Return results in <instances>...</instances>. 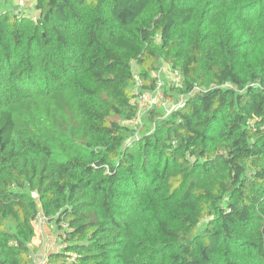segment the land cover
<instances>
[{
    "label": "trees",
    "instance_id": "1",
    "mask_svg": "<svg viewBox=\"0 0 264 264\" xmlns=\"http://www.w3.org/2000/svg\"><path fill=\"white\" fill-rule=\"evenodd\" d=\"M34 3L0 0V264L39 215L47 264H264V0Z\"/></svg>",
    "mask_w": 264,
    "mask_h": 264
},
{
    "label": "built area",
    "instance_id": "2",
    "mask_svg": "<svg viewBox=\"0 0 264 264\" xmlns=\"http://www.w3.org/2000/svg\"><path fill=\"white\" fill-rule=\"evenodd\" d=\"M29 1H31L32 3L35 2V0H18V3L20 4V9L16 13H21L22 11H25L26 15H28L29 18L36 20V13L30 12L32 6L30 7L31 3H29ZM171 76L177 84H180V82H178V73H172ZM157 82L158 84L154 90L144 93H140V88L143 86V84L140 81L137 82L138 84L134 89L135 97L132 99V104H137L138 112L135 116L136 118L133 119V121L131 122L132 126H142L143 118L152 108L164 106L166 102L169 101L168 98L164 97V94L162 92L163 82H161L160 80H158ZM46 223L47 220L44 218V216L39 215L36 218V224L39 229V234L41 236H43L42 229ZM63 227L67 228V224H64Z\"/></svg>",
    "mask_w": 264,
    "mask_h": 264
},
{
    "label": "crops",
    "instance_id": "3",
    "mask_svg": "<svg viewBox=\"0 0 264 264\" xmlns=\"http://www.w3.org/2000/svg\"><path fill=\"white\" fill-rule=\"evenodd\" d=\"M29 3H31L30 7L34 5V3H32L31 1H29ZM43 228H44L43 240H42L43 243L40 244L41 242L40 239H37L35 241L36 246L40 245V248L39 251L37 252V255H34L33 264H47L48 256L61 247V242L59 241L57 234L55 233L54 237L51 234V225L48 223ZM46 230L48 232L47 234H46ZM46 237L48 238L49 241H47ZM58 243L60 244L58 245Z\"/></svg>",
    "mask_w": 264,
    "mask_h": 264
},
{
    "label": "rangeland",
    "instance_id": "4",
    "mask_svg": "<svg viewBox=\"0 0 264 264\" xmlns=\"http://www.w3.org/2000/svg\"><path fill=\"white\" fill-rule=\"evenodd\" d=\"M165 69L168 71L167 73H166V77H167V80L169 81V80H172V76H171V72L169 71V67L168 66H165ZM168 99H169V101H167L166 102V104L164 105V106H161V109H159V110H161L163 113H165V114H169L175 107H177L178 105H181L180 103L182 102H180L179 104H175V100L174 99H171L170 97H168ZM139 132V131H138ZM136 133H137V131H136ZM139 134V133H138ZM43 230H44V228L42 229V234H43ZM48 232H47V230H46V234H47ZM56 233V230H55V228H54V226L52 227L51 226V234H52V236L54 237V234ZM45 235V234H44ZM53 237H52V239H53ZM56 238V237H55ZM46 239H47V241H49L48 240V238L46 237ZM60 243H58V245H59Z\"/></svg>",
    "mask_w": 264,
    "mask_h": 264
}]
</instances>
